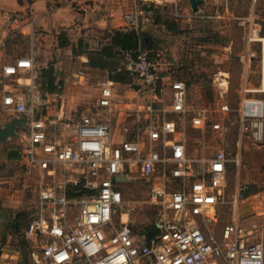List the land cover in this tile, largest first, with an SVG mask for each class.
I'll use <instances>...</instances> for the list:
<instances>
[{
  "label": "built area",
  "instance_id": "2783aa9c",
  "mask_svg": "<svg viewBox=\"0 0 264 264\" xmlns=\"http://www.w3.org/2000/svg\"><path fill=\"white\" fill-rule=\"evenodd\" d=\"M153 10L142 0L136 2L125 25L139 30ZM170 14L179 17L178 6ZM257 32L253 30L250 41ZM254 57L249 52L242 61L249 63ZM262 63L264 68V58ZM160 67L144 47L125 52L118 72L150 88L152 101L124 108L121 96L113 91L114 82L100 80L93 112L81 117L63 113L47 117L33 94L25 98L4 91L2 105L27 119L19 134L23 142L19 163L27 175L37 173L39 178L34 214L24 232L32 243L34 264H264V244L254 239L253 231L245 233L239 219L217 228L226 204L228 167L237 160L228 158L225 144L212 156H202L188 142V126L202 133L211 128L224 138L226 117L213 120L206 110L191 106L185 81L158 91L167 79ZM33 69V59L21 57L3 66V76ZM252 92H242L239 134L264 145V99L248 97ZM133 93L144 99L146 91ZM221 111L227 116L229 105L223 104ZM124 112L132 119L129 123L125 119L121 127L113 116ZM202 148L207 154V147ZM120 175L126 180L117 181ZM137 180L149 185L155 215L152 225L141 230L124 212L122 191L123 185ZM236 203H248L257 217H264V191L239 185Z\"/></svg>",
  "mask_w": 264,
  "mask_h": 264
},
{
  "label": "rangeland",
  "instance_id": "374dc122",
  "mask_svg": "<svg viewBox=\"0 0 264 264\" xmlns=\"http://www.w3.org/2000/svg\"><path fill=\"white\" fill-rule=\"evenodd\" d=\"M85 1L79 4L72 0H55L53 6H69L71 9L64 12H75L77 17L70 26L71 33L79 35V26L86 25L87 28L81 33L97 46L105 42V31L112 30V25L131 30L125 25V16L141 0ZM147 4L154 10L150 21L142 24V27L148 25L144 31L155 45L150 52L160 63L162 75L167 78L165 89L158 91H169L171 82L185 81L191 106L206 110L213 120L226 117L228 132L224 138L211 128L205 133L191 126L186 130L189 145L194 151L199 150L200 155L212 156L220 144H225L228 158L237 160L228 167L226 204L221 210L217 228L239 219L245 233L253 231L256 235L254 239L264 244V217H257L248 203L240 206L236 203L239 185H249L254 192L264 191V145H256L245 137L241 139L237 124V110L245 89L254 91L247 94L248 97L264 99V93L260 92L264 91V0H205L197 11L192 9L190 0H142V5ZM176 6L179 17L170 14ZM161 9L165 13H160ZM158 18L174 24V28L169 29L159 23ZM254 29L258 30L257 36L250 41ZM29 46L26 39L17 38L14 46L7 47L8 59L27 56ZM143 47L149 46L145 44ZM249 52L254 53L255 57L246 63L242 57ZM84 72H76L81 75V81ZM6 85L11 89L18 87L14 80L0 77V128L18 118L16 113L2 105ZM132 88L146 91L144 99L136 97L134 90L123 91L122 95L119 93V99L124 108L134 107L143 100L152 101L148 93L152 90L143 86L138 79L134 78ZM95 90V86L88 85L82 91L73 116L81 117L93 112L98 93ZM18 92L26 93V90L22 88ZM162 97L164 100L168 98L165 95ZM223 104L229 105L227 116L221 111ZM129 113L115 114L114 122L121 127L125 119L129 123L132 119ZM21 130H17V137L0 145V206L3 215L0 218V252L6 255L5 261H0V264H34L32 243L25 238L26 227L15 233L12 226V221L21 213H25L26 223L32 218L39 189L37 173L27 175L19 161H11L7 157L8 152L23 146L19 135ZM204 146L207 147V154L201 150ZM122 191L124 212L130 215L134 227L138 230L150 227L155 215L149 204V185L137 180L123 185ZM255 228L259 229V233Z\"/></svg>",
  "mask_w": 264,
  "mask_h": 264
},
{
  "label": "crops",
  "instance_id": "0c3cea01",
  "mask_svg": "<svg viewBox=\"0 0 264 264\" xmlns=\"http://www.w3.org/2000/svg\"><path fill=\"white\" fill-rule=\"evenodd\" d=\"M54 2L55 0H32V3H29L23 0L20 3L19 0H0V77L14 80L18 84L17 88L12 89L6 85L4 91H11L25 98L33 94L36 106L47 117L62 113L67 116L73 115L77 100L81 98L82 91L88 85L95 86L98 99L100 89L96 83L100 80L113 81V91L121 93L120 95L123 91H133L134 78L130 83L118 82L115 79L122 64V61H119L120 54L117 52L120 53L122 49L115 47L110 55L107 49H104L111 45L114 31H121L135 32L138 35L140 46L135 51L145 44L149 46L146 49L151 51L155 45L144 31L148 25L140 27L137 31L112 25V30L105 31L107 34L105 42L95 46L81 33L87 28L86 25L79 24V35L71 33L70 26L77 18L75 12H64L71 9L67 5L54 8ZM17 38L26 39L30 48L27 56H18L15 59L32 58L34 69L23 71L17 76L4 77L3 66L15 60L8 59L7 47L14 46ZM2 42L4 46H1ZM77 70L85 71L82 81L81 75L76 73ZM22 88L26 93L18 92ZM57 94L62 98L59 99ZM13 152L19 157V149L8 152L7 157L9 158ZM10 160L19 161V158ZM4 256L6 255L0 253V261H5Z\"/></svg>",
  "mask_w": 264,
  "mask_h": 264
},
{
  "label": "trees",
  "instance_id": "16d2710c",
  "mask_svg": "<svg viewBox=\"0 0 264 264\" xmlns=\"http://www.w3.org/2000/svg\"><path fill=\"white\" fill-rule=\"evenodd\" d=\"M19 1H20V3L23 2V0H19ZM27 1L29 3H32V0H27ZM158 22L165 24L169 29L174 28V24H172V23L169 24L168 21H163L161 18L158 19ZM139 46H140L139 37L135 32L124 33L121 31H114V35L111 39V45L109 47H106L104 50L107 49L108 54H109L113 51V49L115 47L122 49V51H124V52H122V51L120 53L117 52V54H120L119 61H122L123 54L126 51L134 52ZM132 78H133L132 76H130L129 74L124 73V72H117V76L115 77V79L118 82H122V83H130V82H132ZM9 158L10 159H18L19 157H18L16 152H13V154L10 155ZM25 218H26L25 213H21L17 216L16 219H14L12 221V226L14 227L15 233L20 232V230L23 227L27 228L31 219L29 221H27V223H26V222H24ZM23 223H25V224L23 225Z\"/></svg>",
  "mask_w": 264,
  "mask_h": 264
},
{
  "label": "water",
  "instance_id": "95a60500",
  "mask_svg": "<svg viewBox=\"0 0 264 264\" xmlns=\"http://www.w3.org/2000/svg\"><path fill=\"white\" fill-rule=\"evenodd\" d=\"M205 0H190L191 7L194 11H197L198 8L204 3ZM27 119L25 116L17 118L13 122L7 124L4 128H0V145L6 143L8 140L18 136V129L24 128L26 125ZM126 178L124 175L117 177V181H124ZM1 206H0V218L2 217Z\"/></svg>",
  "mask_w": 264,
  "mask_h": 264
},
{
  "label": "bare ground",
  "instance_id": "6f19581e",
  "mask_svg": "<svg viewBox=\"0 0 264 264\" xmlns=\"http://www.w3.org/2000/svg\"><path fill=\"white\" fill-rule=\"evenodd\" d=\"M262 40H264V39H262ZM258 92V91H257Z\"/></svg>",
  "mask_w": 264,
  "mask_h": 264
}]
</instances>
